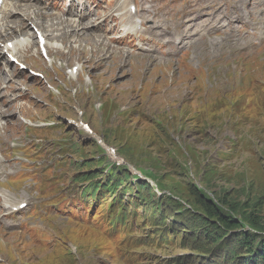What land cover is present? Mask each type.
<instances>
[{
    "label": "rangeland",
    "instance_id": "374dc122",
    "mask_svg": "<svg viewBox=\"0 0 264 264\" xmlns=\"http://www.w3.org/2000/svg\"><path fill=\"white\" fill-rule=\"evenodd\" d=\"M244 1L7 2L0 20L17 3L56 19L43 30L32 23L25 36L0 39L11 63L5 67L0 58L2 73L11 74L0 79V113L9 114L0 121L8 126L0 131V195L17 208L0 206V264H253L245 254L232 261L226 250L215 253L213 240L194 230L195 217H206L204 199L245 230L264 234V43L253 36L262 12L257 0ZM81 2L80 14L98 15L84 31L94 42L78 44L76 37L61 53L42 55L35 29L44 36L59 29L62 20L75 19L65 7L78 12ZM237 2L250 13L235 12ZM131 5L138 15H131ZM186 6L192 13L183 20L193 28L191 37L177 41L180 52L154 35L143 51L135 50L132 37L111 40L118 35L111 32L137 18L139 30H152L159 21L153 15L179 14L169 29L180 30ZM103 18L107 25L98 27ZM219 19V30L195 31ZM20 42L16 60L8 53ZM248 44L255 49L247 51ZM10 79L23 83L14 90ZM28 86L33 97L16 99ZM6 98L10 111L2 109ZM107 148L117 154L108 156ZM116 170V198L110 189L93 194L92 186L110 184Z\"/></svg>",
    "mask_w": 264,
    "mask_h": 264
},
{
    "label": "bare ground",
    "instance_id": "6f19581e",
    "mask_svg": "<svg viewBox=\"0 0 264 264\" xmlns=\"http://www.w3.org/2000/svg\"><path fill=\"white\" fill-rule=\"evenodd\" d=\"M246 2L248 3V5H250L252 3V0H245L244 3H246ZM256 3H257V6H259V8H260V12H262V15L261 16L259 15L256 18V20H257V22H256L257 28L254 27V32L255 33L253 34V36L256 35V36L263 37L262 40L258 39V41L264 43V0H261V1L257 0ZM243 4H240L239 2H237L236 3V7L234 8V11L238 12V13H242L243 15H246V14L250 13V12H246V10L240 8ZM31 6L32 5H29V6L13 5L6 12L5 17L2 20H0V39L12 40L14 38H17V35L25 36L26 34H28V30L31 28V24L32 23H34L37 27H39L38 29H40V30L42 29L43 30V28L45 27V25H44L45 21L48 22V23H52L56 19V18L50 17V15H46V14L42 13L41 11L34 10L35 6H33V7H31ZM185 9H186V11H185L184 15L182 16V20L185 19L187 16L191 15V13H192V10L189 9L188 6H186ZM248 9H250V11H253L252 10L253 7L252 8H248ZM184 10H183V12H184ZM227 11L228 10H223L222 15L226 16L227 14H229V11L228 12ZM14 13H22V17H20L18 19V21H17V19H14L13 21L9 20V17H11ZM195 13H197V12H194V14ZM138 14H139V11L137 10L135 12V15H138ZM147 14L151 16L152 15V11H147ZM122 15H120V16H122ZM178 15L179 14L175 15V17L178 16ZM217 16H219V15L217 14ZM152 17L158 19L159 21H158V23L154 24L153 28H151V29H154V30H149V31H151V33L153 35L165 36L163 38V44L164 45H167V44H170V43H174V42H177V41H184L183 38L191 37V36H187V35H191L190 33H192L191 30H192L193 26L191 24H189L188 20H183L181 22V25L179 26L180 30L175 29L174 31H171V29H169V27H171V24H170L169 20L171 19L172 22H173L174 18H175L174 16L172 18H169V13H167L166 16L163 17V18H162V15L161 16L153 15ZM83 18L84 17H79V18L72 19V20H69V19L62 20L60 23L56 24L58 27H60L59 29L51 30L50 34H46V36H44L45 40H46L45 44H48L49 41H56L55 47H49V45H48L47 50H46V53H47L48 57H49V55H48L49 52H51V53L56 52V54L57 53L58 54L61 53V49L63 48L62 44L66 45L68 43L67 41L74 40V38H76V37H78V38L75 41H73V42H78V44H80L83 41V39L86 40V41L90 39V40H92L94 42V37H88L84 33V31L88 28V26H91V27L94 26L93 21L89 20V22L84 23V25H83V23H80V20H82ZM127 18L130 19L131 16H129ZM162 20H163V22H162ZM99 21H97L96 23H99ZM234 21H236V19H234ZM161 22L163 23L164 28L161 26ZM233 22L231 21V23H233ZM56 25H55V27H57ZM128 25H131V24H128ZM202 25L201 26H197V29L195 31H197L198 29H199L198 31H202V32H206L204 30L210 31V29L219 30L222 27V20L221 19L215 20L213 23L208 22V24L206 26H204V27ZM129 29H132V31H130V32H133V34L136 35L135 39H137V40H140L141 38H143L145 36L144 33L138 31V23L132 24V26H123L121 28V30H122V32L124 34L128 33ZM208 31H207V33L203 34L201 37H204V35L208 34ZM54 32H57L58 34H53ZM166 35H170L172 37L173 42H171L170 38L168 36H166ZM240 37H242V36H240ZM28 38H31V37H28ZM165 38H169V39H165ZM186 39H188V38H186ZM21 40L25 41L24 38H21L19 41H21ZM111 40H113V39H111ZM188 40H190V39H188ZM104 43L105 42H103V41H99V44L103 45L105 47ZM190 43L191 42H189V43L184 42V44H186V45H190ZM193 43L194 42H192V44ZM20 44L24 45V42L23 43L20 42V43H18V45L14 44V46L9 49V53L8 54L13 55V57H15L17 59H21V57L18 54H19V52H22L21 51V47L23 45H20ZM31 44L32 45L35 44V46H39V40H38V38L36 36H35L34 44L33 43H31ZM29 45H26V47H25L26 50L25 51H28V49L31 48V45L30 46ZM247 46H250V48L247 49V51L254 50L255 49L254 47H256L255 44H248ZM0 58L2 59V62H4V64H5L4 66L5 67L11 65V63L9 62L10 61L9 57H7L8 58L7 59L4 56L3 52H0ZM52 62L55 63V60L54 59H50V63H52ZM51 68H52V70L54 69L53 67H51ZM2 70L5 71V68L2 67ZM0 73H2L1 69H0ZM70 73H71V77H73L74 76L73 70H71ZM2 76H6L7 78H11V74L8 73V72L2 73V75H0V79L2 78ZM7 78H6V80H7ZM45 78L48 80L47 77H45ZM10 81H11V83L13 85H15L14 90H15V88L19 87V85H21V83H23V81H21V83H20V82H17V81H13L11 79H10ZM39 83L40 82L37 81V84H39ZM48 83H51V82L49 81ZM3 84H4V81H0V89H2ZM32 94H33L32 86H28V89L26 88L25 90H22V92L17 95L16 99H20V98L28 99L29 97L32 98L33 97ZM5 102L7 103V105H6L5 108L2 107L3 111L5 109L7 111L12 110V105L9 103L10 102L9 99L6 98ZM31 102L34 103V104L36 103L33 100ZM23 106L26 107L25 104H23ZM19 111H20V114H21V112H23L22 105L19 106ZM6 115H9V114H7L5 112L0 113V121L2 119H4V117ZM27 120H28L27 122L32 121L31 119L30 120L27 119ZM71 122H73V121L71 120ZM80 122L81 121H77L76 124L78 126H81V127L84 126L82 124H79ZM7 129H8V126H7L6 123H5V125L0 127V131L3 130L4 133L7 132ZM108 150L111 152V150L109 148H108ZM3 169H4L3 165L0 162V173H1V171ZM2 196L3 195L1 193V195H0V202H1L0 206L5 207V208L10 209V210H13V211L16 210V208L14 206L7 207L5 205L4 200L2 199ZM5 215L6 216H10L9 212L6 213Z\"/></svg>",
    "mask_w": 264,
    "mask_h": 264
},
{
    "label": "trees",
    "instance_id": "16d2710c",
    "mask_svg": "<svg viewBox=\"0 0 264 264\" xmlns=\"http://www.w3.org/2000/svg\"><path fill=\"white\" fill-rule=\"evenodd\" d=\"M125 183H127L126 180ZM114 187L115 183L112 182L109 187L102 185L100 188L112 191ZM146 189V186L142 187V190ZM114 191H116V194L118 189ZM199 203L206 211V217H195V224L198 225V228H194V230L196 234L200 232L210 241L213 240V246H216L215 253L226 250L232 255V261L244 259L243 255L245 254V257L253 264H264V234L259 233L258 230H245L238 220L223 214L222 211H218L216 207L209 205L204 199H200ZM250 223L253 227L258 226L257 221L250 220ZM196 238L199 237L196 236Z\"/></svg>",
    "mask_w": 264,
    "mask_h": 264
}]
</instances>
